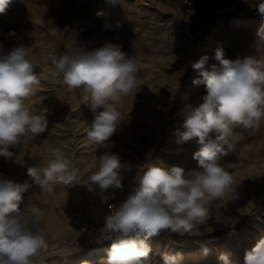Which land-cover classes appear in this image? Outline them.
<instances>
[{"label":"rangeland","instance_id":"rangeland-1","mask_svg":"<svg viewBox=\"0 0 264 264\" xmlns=\"http://www.w3.org/2000/svg\"><path fill=\"white\" fill-rule=\"evenodd\" d=\"M143 3L142 5H139ZM257 0H13L0 14V53L18 44L29 47L41 80L37 94L26 103L34 114L45 115L48 128L41 136L21 138L10 149L15 157H0V173L31 187L24 193L21 207L37 204L43 215L37 229L47 247L32 257V264H100L107 259L106 246H96L75 254L67 242L80 234V214L87 207L99 212L107 201L119 203L131 191L135 176L148 164L164 168L179 166L189 171L197 167L193 154L199 150L197 138L179 142L187 106L198 105L204 85H194L197 72L192 63L207 55L209 65L217 49L226 59L252 57L264 60V40L257 36L262 19L254 6ZM11 33V34H10ZM108 43L117 44L134 59L136 87L121 96L114 106L122 112V122L109 141L96 145L87 131L94 115L82 89L69 91L60 79H53V60L64 54L92 51ZM231 153L220 164L233 180L221 203L224 216L232 223L209 220L197 225L176 241L173 234L150 238V255L180 252L183 264H218L221 251L230 252L234 264H243L244 252L264 237V121L259 127L233 126ZM52 148H61L79 169L77 183L54 184L52 192L41 191L27 168H43L54 159ZM104 152L120 155L133 171L126 172L123 187L101 192L90 176L97 170ZM236 193V198L233 195ZM69 227V228H68ZM71 228V229H70ZM204 240L186 237L207 235ZM204 244L211 254L203 258ZM98 256L90 258V253Z\"/></svg>","mask_w":264,"mask_h":264},{"label":"clouds","instance_id":"clouds-1","mask_svg":"<svg viewBox=\"0 0 264 264\" xmlns=\"http://www.w3.org/2000/svg\"><path fill=\"white\" fill-rule=\"evenodd\" d=\"M12 2L0 0V14H6ZM251 7L261 16L257 36L264 40V0ZM214 59L217 63L209 65V57L204 55L191 65L197 72L192 83L204 85L206 91L198 105L187 106L184 131L179 133L181 143L197 138L200 147L193 154L197 167L185 171L179 166L164 168L151 163L136 175L128 195L105 215L98 242L110 240L111 247L100 264H183L180 252L165 251L159 260L150 255V238L164 232L186 234L209 220L226 226L232 223L223 215L226 209L221 201L233 180L220 160L234 148L230 139L233 126L252 129L264 121V60L246 57L232 61L222 49L216 50ZM52 63V78L60 79L69 91L82 89L94 113L104 106L94 115L87 136L96 145L109 141L122 122V112L114 104L136 87L134 59L120 45L108 43L92 51L64 54ZM40 84L28 46L21 43L0 53V157L5 160L15 157L10 149L19 146L23 136L36 138L48 128L45 115L34 114L26 103L37 94ZM51 154L54 159L47 166H30L27 176L47 192H52L56 183H77L79 169L65 152L52 148ZM132 171L119 154L104 152L90 180L101 192L115 191L123 187L124 174ZM30 187L27 181H14L0 173V264H32V257L47 247L45 236L36 227L43 215L41 208L37 204L29 211L21 207ZM200 252L203 258L211 254L204 244ZM231 255L219 252L218 264H234ZM243 264H264V237L245 250Z\"/></svg>","mask_w":264,"mask_h":264},{"label":"built area","instance_id":"built-area-1","mask_svg":"<svg viewBox=\"0 0 264 264\" xmlns=\"http://www.w3.org/2000/svg\"><path fill=\"white\" fill-rule=\"evenodd\" d=\"M117 204L118 203L113 201H107L97 213H93L90 209L85 207L80 214V234L77 238L69 240L66 247H68L69 250L76 251L111 244L110 240H100L98 242L100 235L99 230L103 226L105 215L110 209H114Z\"/></svg>","mask_w":264,"mask_h":264},{"label":"trees","instance_id":"trees-1","mask_svg":"<svg viewBox=\"0 0 264 264\" xmlns=\"http://www.w3.org/2000/svg\"><path fill=\"white\" fill-rule=\"evenodd\" d=\"M217 233H218V232H216V233H211V234H207V235L194 236V237H186V236H184V237H182V238H185V239H186V238H189V239H195V240H199V241H201V240H204V239L208 238L209 236L217 235ZM173 237L175 238L176 241H179V240L181 239V237H179L178 235H175V234H173ZM44 263H46V260H44V261L42 262V264H44Z\"/></svg>","mask_w":264,"mask_h":264},{"label":"bare ground","instance_id":"bare-ground-1","mask_svg":"<svg viewBox=\"0 0 264 264\" xmlns=\"http://www.w3.org/2000/svg\"><path fill=\"white\" fill-rule=\"evenodd\" d=\"M139 5H142L143 6V3H140ZM69 228V227H68ZM71 229V228H70ZM109 250V249H108ZM83 252V250H76V251H74V253L75 254H80V253H82ZM106 253H107V250H106ZM96 256H98V254H96L95 252H91L90 253V256H89V259L90 258H93V257H96Z\"/></svg>","mask_w":264,"mask_h":264}]
</instances>
